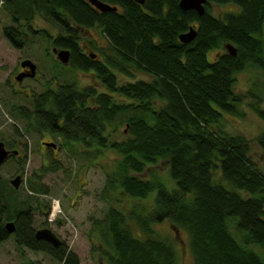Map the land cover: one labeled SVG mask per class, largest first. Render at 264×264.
Segmentation results:
<instances>
[{
    "label": "trees",
    "instance_id": "trees-1",
    "mask_svg": "<svg viewBox=\"0 0 264 264\" xmlns=\"http://www.w3.org/2000/svg\"><path fill=\"white\" fill-rule=\"evenodd\" d=\"M100 1L116 10L101 12L88 0H42L43 20L59 29L55 44L70 50L71 65L93 72L105 88L59 84L46 103L60 108L58 120L47 125L46 119L44 127L64 138L62 147L81 146L87 160L107 148L116 153L106 171L108 208L91 229L107 264H177L173 242L155 228L164 220L174 233H187L192 264H264V171L250 140L225 125L226 116L243 115L246 94L236 90L237 73L248 67L264 73V0H208L202 15L182 10L180 0ZM211 2L233 8L216 16ZM15 3L8 5L14 20L36 10L35 1ZM91 27L109 45L99 60L80 48L81 30ZM191 28L194 38L182 42L179 35ZM210 50L216 52L209 60ZM135 71L151 79H136ZM253 109L264 120V109ZM12 110L40 130L36 111ZM119 125L123 138L113 140ZM254 141L264 149V128ZM160 161L172 185L155 169L142 176ZM58 168L53 161L34 170L30 194H47L40 179ZM17 192L0 179V244L9 236L6 222L14 221L17 246L44 252L58 264H79L65 243L54 247L35 238L33 214L40 209L47 216L49 204L42 211Z\"/></svg>",
    "mask_w": 264,
    "mask_h": 264
},
{
    "label": "rangeland",
    "instance_id": "rangeland-1",
    "mask_svg": "<svg viewBox=\"0 0 264 264\" xmlns=\"http://www.w3.org/2000/svg\"><path fill=\"white\" fill-rule=\"evenodd\" d=\"M210 5L212 12L216 16L233 8V4L230 3L217 5L211 2ZM2 18V15H0V139L3 137L8 143H12L17 138L16 136H21L20 131H25L26 127V121L14 115L12 109L31 107L32 103L25 99L27 90L29 89L36 93L42 87L38 82L27 79L20 83L21 90L19 91L16 90L14 92L13 86L9 85L10 82L14 83L9 75L15 70L19 56H24L28 52L17 50L8 44L1 33V25L6 24V21H1ZM37 26L40 29H47L54 36L59 32L55 27L40 19ZM91 31L94 38L91 39L83 31L81 42L87 43L89 39L90 41L93 40L96 48L92 46V49L102 52L108 42H106L98 29H92ZM38 34L39 36L33 39L40 40L41 33ZM47 37L46 34H43L42 40L44 43ZM215 52L216 50L208 52L209 60L214 57ZM31 54L36 63H38L40 72L44 74V77H50V73L48 74L47 71L49 67L58 73L56 74L59 80L55 82V85L50 83L54 87L57 84L74 82L78 87L90 85L96 87L98 91L105 90L89 70L84 71L66 66L59 67L56 63H50L51 57L48 54L44 53L43 57L34 53ZM61 66L63 65L61 64ZM134 75L136 79H151L150 76L139 71H135ZM119 79L123 81L121 76ZM235 86L238 92L246 94L242 106L243 115L240 117L226 116L225 125H227L226 127L229 131L242 134L250 140L251 155L264 171V149L254 141V138L264 128V120L259 118L253 109V106L264 109V73L258 68H245L237 73ZM121 130H124V125H119L118 130L112 132L113 136L111 138L117 141L122 140ZM25 134L26 136H22L25 140L27 139V145L23 147L19 157L17 156L16 160L10 157L0 165V179L4 186L6 188L11 186L10 179L16 171L21 170L22 181L17 189L19 200L25 202L24 199L28 197L30 203L36 205L35 208L37 206L43 207V203L51 206L53 198L59 199L60 202L61 211L57 214L54 221L48 219L49 215H41L40 209H37L33 214V227L40 229L42 228L41 225L44 224L45 227L55 232L67 247L78 255L79 264H107V258L104 251H102L98 234L91 231V229L94 218L103 216L108 208V198H103L105 196L103 192H105L106 171L109 170L110 163L115 158L116 153L107 148L103 155L96 158L91 156L92 158L87 160V156L79 153L82 149L81 146L75 145L73 148H64L61 144L59 150H54L51 147H42L40 140L43 138L38 132L25 131ZM54 139L56 142H60L59 138L54 137ZM53 161L59 163L60 168L47 172L40 179L41 184L48 188V193L31 195L27 190L30 175L34 170L38 169L40 171L42 168L49 167ZM165 164L164 161H160L156 166L147 169L142 176L150 177L151 170L155 169V173L159 177L172 185L173 182L170 181ZM151 199V197L147 199L148 204ZM36 201H41V205H37ZM41 210L44 211L42 208ZM155 228L161 235L173 242L177 255V264L193 263L188 235L185 231L179 230L174 233L167 220L156 224ZM17 247L13 237H8L3 241L0 244V264H58L44 252Z\"/></svg>",
    "mask_w": 264,
    "mask_h": 264
},
{
    "label": "flooded vegetation",
    "instance_id": "flooded-vegetation-1",
    "mask_svg": "<svg viewBox=\"0 0 264 264\" xmlns=\"http://www.w3.org/2000/svg\"><path fill=\"white\" fill-rule=\"evenodd\" d=\"M16 1L18 4H20V2H27L28 0H0V15H2V17H3L1 19V21H6V24L1 25V33L11 47L16 48L17 50H21L23 52L24 51L28 52V53L25 54L24 56H21V55L19 56L17 63H16L15 70L9 75L10 78L13 79L14 83L10 82L9 85L13 86V89L15 90L14 92H16V90L17 91L21 90L20 83H22V81L25 79L31 80L34 82H38L40 84V86L42 87V89H40V91L33 93L31 90L28 89L26 94H25V99L29 103H32L35 98L36 99L38 98V105L37 106L32 105L31 107L26 106L24 108V111L28 112V114H32L34 111H36L35 113L38 114L39 122H38V124L36 123V125L40 127L39 128L40 130L38 131V133L41 134V138H43L40 140V144L42 145V147H46L44 145V142H50V143L56 144V146L58 147V149H54V150H59L60 145L61 144L63 145V143H64V138H62V136H58L55 133H52L50 130H48L44 127L46 125L44 120L47 119V121H48L47 125H49L48 124L49 120H52L53 118L58 120V110L57 109H60V108L58 106L46 104L49 101L48 96L49 95H56V93L58 91V89H57L58 84L56 85V87H54L55 82L59 80L57 78L58 73L56 71H54L51 67H49V69H47V71H48V74L50 73V77H44V74H42L40 72V69L38 67V63H36V61L33 59V56L31 53H34L35 55H40V57H43L44 53L48 54L51 57V59L49 60L50 63H56L57 66H59V67L66 66V67H72L75 69V67H73L71 65V52H70V50L65 49V50L69 51L68 62H67V64L62 63L60 61V59L57 57V52L59 50H63L64 48H60L55 44V40L58 37V33L54 36L47 29L38 28L37 24L39 23V19L41 21H44L43 16H42V7H43L42 6V0H31V1H35V4H31V8L32 9L35 8L36 10L34 11V13H32V15L30 17L25 18L26 20H23V21H21V19L14 20V17L8 11V8H9L8 5L10 3L16 4L15 3ZM55 16L57 17V15H55ZM46 23L51 25L52 27H55L57 29V31L59 30L57 26L52 25L47 21H46ZM92 29H96V28L91 27V28L83 30V31H85V33H87V35L91 39L94 38L93 32L91 31ZM83 31L81 30V35H82ZM38 33H41L40 34V40L39 39H33V38L39 36ZM44 33H46V35L48 36L45 40V43L42 40ZM5 34H6V36H5ZM81 40H82V36H81ZM107 44L108 43H106L105 50H107L109 48V45H107ZM92 46L96 48V45H94L93 40L90 41V39H89L87 43H82L80 41V48L82 50V53H84V54L89 53V55L94 54V57L93 56H91V57H93L97 60L102 59L101 58L102 57L101 52L93 50ZM92 51H94V53ZM22 63L23 64L25 63L24 66L22 65ZM61 64L63 66H61ZM32 67H34L33 72L31 69ZM15 71H16V73H14ZM92 74L95 76V74L93 72H92ZM17 76H19L20 78L18 79ZM9 80H11V79H9ZM50 83H53L54 85L50 84ZM50 110H51V112H50ZM13 114L18 116L15 113H13ZM18 117H21V116H18ZM21 118L26 121L25 131L26 132H34L32 130V128L34 127L31 124L32 121L29 122L25 118H23V117H21ZM57 123H59V121ZM56 125H58V124H55V123L53 124L52 122L50 123V126H56ZM25 131H23V130L20 131L21 136H16L17 138H15L12 141V143H8V141H6L3 137L0 139V142L3 143L5 150L7 152H9L7 158L4 160V162L10 157H12L14 160H16L19 157L20 153L22 152L23 147H26V145H27L26 140L27 139L25 140V138H23V136H22V135L26 136ZM54 137L59 138L61 143L56 142ZM20 172H21V170L16 171V173L13 175V177L9 181L10 185L14 187V185L11 183V180L17 176L20 177V183H19L18 187H14L15 189L19 188L21 181H22V175ZM12 222L14 223V221H12ZM5 229H6V227H5ZM36 230L37 229H35V231ZM6 231H7V229H6ZM14 231H15V223H14L13 232L9 233L7 231L8 235H9L8 237H13ZM59 239H60V237H59ZM61 241H62L61 244H63L64 241L63 240H61ZM15 245H17V244L15 243ZM20 247H23V246H18L17 248H20ZM23 248H26V247H23ZM36 252H40V251H36Z\"/></svg>",
    "mask_w": 264,
    "mask_h": 264
},
{
    "label": "water",
    "instance_id": "water-1",
    "mask_svg": "<svg viewBox=\"0 0 264 264\" xmlns=\"http://www.w3.org/2000/svg\"><path fill=\"white\" fill-rule=\"evenodd\" d=\"M138 3H143L144 0H134ZM88 2L95 7L96 9L100 10L101 12H106V11H115L116 7H112L108 3L102 2L100 0H88ZM208 2V0H180L179 1V6L182 10H195L199 15H202L204 12V5ZM195 36V30L190 29L186 33H182L179 35V39L182 42H188L192 40ZM226 49L231 53L232 55H235V47L231 45L230 43L225 45ZM68 56H69V51L68 50H59L57 52V57L60 59V61L64 64H67L68 62ZM90 56L94 57V54H90ZM25 64V63H24ZM22 63V65L24 66ZM32 72L34 71V67L31 68ZM19 79L20 77L17 76ZM44 145L46 147H51L53 149H58L56 144L50 143V142H44ZM8 153L4 146L3 143L0 142V164L4 162V160L7 158ZM11 183L14 185V187H18L20 183V177L17 176L11 180ZM5 227L9 233L13 232L14 230V223L12 221H8L5 224ZM35 237L38 240H44L46 242L51 243L54 247H58L61 245L62 241L59 239V237L56 235L55 232H53L49 228H40L35 231Z\"/></svg>",
    "mask_w": 264,
    "mask_h": 264
},
{
    "label": "built area",
    "instance_id": "built-area-1",
    "mask_svg": "<svg viewBox=\"0 0 264 264\" xmlns=\"http://www.w3.org/2000/svg\"><path fill=\"white\" fill-rule=\"evenodd\" d=\"M60 212L59 201L57 199H52V210L49 213V220H54L57 214Z\"/></svg>",
    "mask_w": 264,
    "mask_h": 264
}]
</instances>
